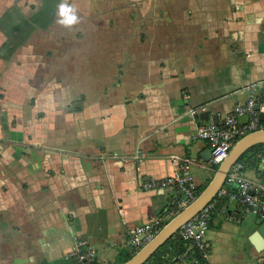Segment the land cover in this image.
<instances>
[{"label": "crops", "instance_id": "obj_1", "mask_svg": "<svg viewBox=\"0 0 264 264\" xmlns=\"http://www.w3.org/2000/svg\"><path fill=\"white\" fill-rule=\"evenodd\" d=\"M61 2L0 0V264L51 263L76 238L115 263L128 228L169 217L177 190L143 183L173 174L171 156L193 161L198 189L212 179L200 126L247 86L264 122V0H66L79 17L69 27ZM243 173L264 188V153ZM240 213L232 201L212 212L207 264L264 259L249 241L217 246Z\"/></svg>", "mask_w": 264, "mask_h": 264}, {"label": "built area", "instance_id": "obj_2", "mask_svg": "<svg viewBox=\"0 0 264 264\" xmlns=\"http://www.w3.org/2000/svg\"><path fill=\"white\" fill-rule=\"evenodd\" d=\"M246 90L248 96L244 102L236 104L222 119L211 117L196 130L193 136L195 139L208 143L211 151L209 163L213 167H217L228 156L238 137L254 130L264 129V122L260 119V113L256 107L259 103L256 93L252 86H247ZM185 97L187 96L185 95ZM188 112L194 116L197 113V108L192 107ZM113 155L115 156V154ZM145 157L146 154L139 148L132 156L136 161ZM170 161L175 168L173 174L145 182L143 187L147 190L156 187L175 188L178 195L173 203L181 210L199 194L196 180L190 172L193 161L190 158L175 155L170 157ZM221 198L238 204L244 215H254L260 220H264V188L243 173L241 163L235 162L228 170L223 185L214 198L178 229V236L185 242V246L181 254L174 260L191 264H207L208 247L205 235L211 214ZM119 211L121 214V210ZM162 219V217H158L128 228L127 246L131 250L140 249L160 230ZM74 242L64 259L73 258L78 261L95 259V251L87 244L86 240L76 238ZM260 264H264V259L260 261Z\"/></svg>", "mask_w": 264, "mask_h": 264}, {"label": "water", "instance_id": "obj_3", "mask_svg": "<svg viewBox=\"0 0 264 264\" xmlns=\"http://www.w3.org/2000/svg\"><path fill=\"white\" fill-rule=\"evenodd\" d=\"M257 107V106H256ZM258 108V107H257ZM264 143V129L254 130L238 139L230 149L228 156L217 166L212 179L199 192L198 196L185 208L176 213L153 237L148 240L131 258L120 264H143L150 256L173 236L178 229L195 214H197L209 201H211L220 187L230 167L239 160V157L251 146ZM205 161L211 157L210 149L202 154ZM249 243L260 252L264 248V220L254 223V230L248 236Z\"/></svg>", "mask_w": 264, "mask_h": 264}, {"label": "trees", "instance_id": "obj_4", "mask_svg": "<svg viewBox=\"0 0 264 264\" xmlns=\"http://www.w3.org/2000/svg\"><path fill=\"white\" fill-rule=\"evenodd\" d=\"M244 136V135H243ZM242 136L238 137L237 139L241 138ZM264 153V143H258L253 146H251L249 149H247L237 161L238 163H241L243 165L248 164L249 162H253L254 157L259 154ZM216 168V167H215ZM205 186H202L200 189H198V192L202 191V189ZM227 200L225 198H221L218 200L216 204L217 206L225 203ZM173 208H170L168 210V215L166 219L162 220L160 224V229L176 214L180 211V209L177 208L176 204H172ZM212 215V214H211ZM209 225V224H208ZM185 242L178 236V233L176 232L173 236L168 238L163 245H161L153 254L150 256V258L143 264H175L174 258L181 254V252L184 249ZM139 250V249H138ZM138 250H131V251H121L113 264H120L129 258H131ZM44 264H100L96 258L90 261H78L73 258L69 259H58L51 263H44Z\"/></svg>", "mask_w": 264, "mask_h": 264}, {"label": "rangeland", "instance_id": "obj_5", "mask_svg": "<svg viewBox=\"0 0 264 264\" xmlns=\"http://www.w3.org/2000/svg\"><path fill=\"white\" fill-rule=\"evenodd\" d=\"M255 219L253 215H244L243 214H238L234 218L228 220L225 224H223V233L228 234L230 233V236H227L225 239L224 243H219L217 246H220V248L225 249V248H231L232 250L236 252H247V250L250 247V244L247 242V238L244 241L242 239L238 238L237 234L238 233H248L249 229H247L246 225ZM216 226H211L209 229H207L205 239H209V237H212L211 231L215 232ZM245 230V231H244ZM249 236V235H248ZM216 248V244L211 242V247H210V253H214V250ZM64 259V258H62ZM256 260V257H255ZM188 263V262H187Z\"/></svg>", "mask_w": 264, "mask_h": 264}, {"label": "clouds", "instance_id": "obj_6", "mask_svg": "<svg viewBox=\"0 0 264 264\" xmlns=\"http://www.w3.org/2000/svg\"><path fill=\"white\" fill-rule=\"evenodd\" d=\"M58 19L57 23L69 27L78 23L79 17L77 15V10L69 5L66 0H62V2L57 6V13Z\"/></svg>", "mask_w": 264, "mask_h": 264}]
</instances>
